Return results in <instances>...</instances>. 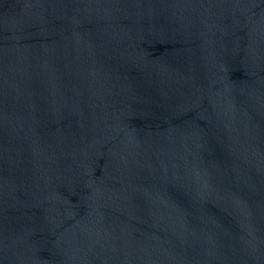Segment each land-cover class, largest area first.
<instances>
[{
	"label": "water",
	"instance_id": "obj_1",
	"mask_svg": "<svg viewBox=\"0 0 264 264\" xmlns=\"http://www.w3.org/2000/svg\"><path fill=\"white\" fill-rule=\"evenodd\" d=\"M0 264H264V0H0Z\"/></svg>",
	"mask_w": 264,
	"mask_h": 264
}]
</instances>
